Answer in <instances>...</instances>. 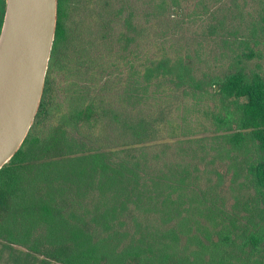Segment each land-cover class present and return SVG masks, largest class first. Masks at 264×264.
Instances as JSON below:
<instances>
[{
    "label": "trees",
    "instance_id": "trees-1",
    "mask_svg": "<svg viewBox=\"0 0 264 264\" xmlns=\"http://www.w3.org/2000/svg\"><path fill=\"white\" fill-rule=\"evenodd\" d=\"M194 1L58 0L0 264H264V0Z\"/></svg>",
    "mask_w": 264,
    "mask_h": 264
},
{
    "label": "water",
    "instance_id": "water-1",
    "mask_svg": "<svg viewBox=\"0 0 264 264\" xmlns=\"http://www.w3.org/2000/svg\"><path fill=\"white\" fill-rule=\"evenodd\" d=\"M58 0H6L0 35V169L38 112L57 29Z\"/></svg>",
    "mask_w": 264,
    "mask_h": 264
},
{
    "label": "rangeland",
    "instance_id": "rangeland-1",
    "mask_svg": "<svg viewBox=\"0 0 264 264\" xmlns=\"http://www.w3.org/2000/svg\"><path fill=\"white\" fill-rule=\"evenodd\" d=\"M150 1L151 0H134V4L138 7L137 8V12L138 11H140L141 12V10H143V12H145V10H147L148 9V7L150 6ZM199 0H195L194 1V3L196 4L197 2H198ZM207 2H208V7L210 8V9H215V7H217L218 5H219V3L218 2H216L215 0H207ZM199 7L201 8V5H199ZM139 9V10H138ZM82 11L81 10H78V9H76V11L74 12V13H72V17H74V19H76V20H78L79 19V17H80V13H81ZM142 14H144V13H142ZM143 16V15H142ZM200 22V21H199ZM58 82V87L60 88V87H66V81H65V79H64V77L62 76V75H57V80L55 79V82ZM63 90H61V91H59V94L62 92ZM177 257V258H176ZM176 257L174 258V260L175 261H179V260H177V259H179V258H182L183 257V252H179L177 255H176ZM168 264H169V262H168ZM177 264H180V262H177Z\"/></svg>",
    "mask_w": 264,
    "mask_h": 264
},
{
    "label": "flooded vegetation",
    "instance_id": "flooded-vegetation-1",
    "mask_svg": "<svg viewBox=\"0 0 264 264\" xmlns=\"http://www.w3.org/2000/svg\"><path fill=\"white\" fill-rule=\"evenodd\" d=\"M5 13H6V0H0V35L4 24Z\"/></svg>",
    "mask_w": 264,
    "mask_h": 264
}]
</instances>
